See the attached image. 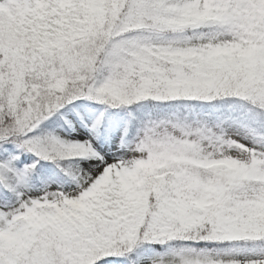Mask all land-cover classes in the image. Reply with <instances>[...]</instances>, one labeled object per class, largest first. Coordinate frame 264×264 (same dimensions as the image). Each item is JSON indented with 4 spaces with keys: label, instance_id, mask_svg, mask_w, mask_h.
<instances>
[{
    "label": "snow or ice",
    "instance_id": "snow-or-ice-1",
    "mask_svg": "<svg viewBox=\"0 0 264 264\" xmlns=\"http://www.w3.org/2000/svg\"><path fill=\"white\" fill-rule=\"evenodd\" d=\"M0 264H264V0H0Z\"/></svg>",
    "mask_w": 264,
    "mask_h": 264
}]
</instances>
